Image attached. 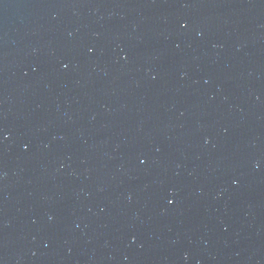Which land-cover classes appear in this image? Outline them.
<instances>
[{
    "label": "water",
    "instance_id": "95a60500",
    "mask_svg": "<svg viewBox=\"0 0 264 264\" xmlns=\"http://www.w3.org/2000/svg\"><path fill=\"white\" fill-rule=\"evenodd\" d=\"M0 264H264V0H0Z\"/></svg>",
    "mask_w": 264,
    "mask_h": 264
}]
</instances>
